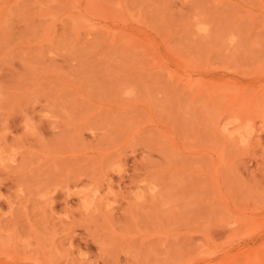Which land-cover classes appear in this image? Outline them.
Returning a JSON list of instances; mask_svg holds the SVG:
<instances>
[{"label":"rangeland","instance_id":"374dc122","mask_svg":"<svg viewBox=\"0 0 264 264\" xmlns=\"http://www.w3.org/2000/svg\"><path fill=\"white\" fill-rule=\"evenodd\" d=\"M5 262L264 264V0H0Z\"/></svg>","mask_w":264,"mask_h":264},{"label":"bare ground","instance_id":"6f19581e","mask_svg":"<svg viewBox=\"0 0 264 264\" xmlns=\"http://www.w3.org/2000/svg\"><path fill=\"white\" fill-rule=\"evenodd\" d=\"M8 258V257H7ZM7 260V259H6ZM16 260V259H15ZM14 262V261H13ZM19 262V260L17 261ZM22 262V261H21ZM12 263V262H11ZM16 263V262H15ZM4 264H10V262H5Z\"/></svg>","mask_w":264,"mask_h":264}]
</instances>
